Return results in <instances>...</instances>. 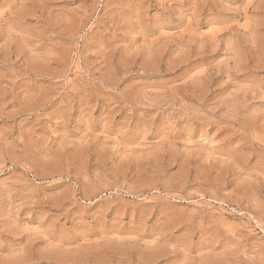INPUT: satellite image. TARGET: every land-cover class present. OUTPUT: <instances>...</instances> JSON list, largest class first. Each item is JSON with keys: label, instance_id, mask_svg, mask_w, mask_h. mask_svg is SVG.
<instances>
[{"label": "rangeland", "instance_id": "rangeland-1", "mask_svg": "<svg viewBox=\"0 0 264 264\" xmlns=\"http://www.w3.org/2000/svg\"><path fill=\"white\" fill-rule=\"evenodd\" d=\"M0 264H264V0H0Z\"/></svg>", "mask_w": 264, "mask_h": 264}]
</instances>
